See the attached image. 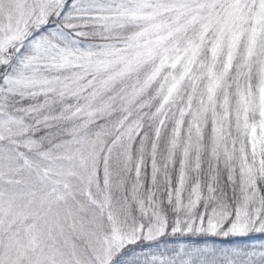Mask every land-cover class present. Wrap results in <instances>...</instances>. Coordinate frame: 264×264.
I'll return each instance as SVG.
<instances>
[{"label": "rangeland", "instance_id": "1", "mask_svg": "<svg viewBox=\"0 0 264 264\" xmlns=\"http://www.w3.org/2000/svg\"><path fill=\"white\" fill-rule=\"evenodd\" d=\"M154 101L177 108L171 118L195 104L197 130L182 138L178 128L170 143L180 204L192 209L201 196L190 173L213 120L211 153L243 187L245 218L264 170V0H0V264H123L124 248L166 236L147 195H136L140 225L103 217L113 211L107 159L129 152L100 147L89 126ZM32 120L64 121L66 140L40 149ZM250 224L239 218L231 231ZM259 247L247 257L264 258Z\"/></svg>", "mask_w": 264, "mask_h": 264}, {"label": "trees", "instance_id": "2", "mask_svg": "<svg viewBox=\"0 0 264 264\" xmlns=\"http://www.w3.org/2000/svg\"><path fill=\"white\" fill-rule=\"evenodd\" d=\"M200 68H204L203 62ZM234 69L228 82L232 81ZM195 79L201 82L203 77L195 75ZM182 102L183 99L177 100L171 108L179 107ZM158 103L154 101L151 105L142 106V109L140 104L135 103L127 113L112 112L108 117L93 119L89 125L100 147L114 149L120 145L129 152L130 158L114 159L116 155L113 152H110L108 159L104 155L112 174L107 193L112 200L113 211L104 212L102 209L103 217L111 220L115 216L116 219L129 221L133 226L140 225L136 216V195H147L151 197L154 213L164 221L166 228V236L157 242L140 238L135 246L124 248L115 260L121 259L125 264V256L138 254L147 248L149 254L137 256L127 264H185L182 259L184 254L177 256L179 249L185 252L187 264H264V258L247 257L248 253L259 250V246L264 244V170L259 174L253 206L243 218V187L239 180L234 181L231 172L221 163L216 161L215 164L211 153L214 123L208 118L212 122L208 121L200 128L205 141L202 165L196 174L190 173L193 180L200 183L201 196L194 208L187 209L175 195L180 177V160L176 153L170 151V143L178 128L184 135L182 138L192 136L197 130L192 125L195 104L191 103L183 118H171L170 113L177 108L159 110ZM122 114L124 117L121 118ZM116 119L123 121H119L120 124L111 121ZM28 126L30 141L37 143L40 149H55L66 140L68 134L64 121L49 125L48 122L32 120ZM119 136L122 137L121 141L116 144ZM238 178L235 176V179ZM138 186L140 193L137 192ZM239 218L242 221L245 219L246 223L251 222L249 230L243 234L231 231ZM163 250H166V259H161Z\"/></svg>", "mask_w": 264, "mask_h": 264}]
</instances>
